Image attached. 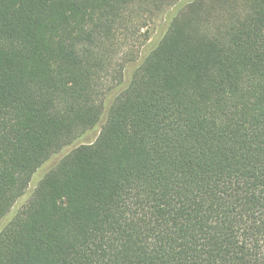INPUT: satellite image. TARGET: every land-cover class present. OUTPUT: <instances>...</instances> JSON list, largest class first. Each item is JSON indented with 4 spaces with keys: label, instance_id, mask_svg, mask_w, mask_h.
I'll return each instance as SVG.
<instances>
[{
    "label": "trees",
    "instance_id": "16d2710c",
    "mask_svg": "<svg viewBox=\"0 0 264 264\" xmlns=\"http://www.w3.org/2000/svg\"><path fill=\"white\" fill-rule=\"evenodd\" d=\"M61 153L0 264H264V0H0V220Z\"/></svg>",
    "mask_w": 264,
    "mask_h": 264
},
{
    "label": "rangeland",
    "instance_id": "374dc122",
    "mask_svg": "<svg viewBox=\"0 0 264 264\" xmlns=\"http://www.w3.org/2000/svg\"><path fill=\"white\" fill-rule=\"evenodd\" d=\"M98 135V132H92L88 137L85 139H82L76 143V145H79L81 143H87L90 140H94ZM75 145V144H74ZM73 147V146H72ZM71 149V147H68L63 150V153L68 152ZM52 157L49 161L45 162L31 177L30 182L24 192V194L16 201V203L13 205V207L10 209V211L0 220V230L10 221L12 216L20 210L27 202L29 197L31 196V193L36 188L39 180L43 177L45 173L58 161L60 156Z\"/></svg>",
    "mask_w": 264,
    "mask_h": 264
}]
</instances>
